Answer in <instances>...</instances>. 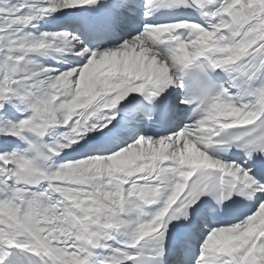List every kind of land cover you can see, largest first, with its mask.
<instances>
[{
	"label": "snow or ice",
	"instance_id": "6c2138e0",
	"mask_svg": "<svg viewBox=\"0 0 264 264\" xmlns=\"http://www.w3.org/2000/svg\"><path fill=\"white\" fill-rule=\"evenodd\" d=\"M0 264H264V0H0Z\"/></svg>",
	"mask_w": 264,
	"mask_h": 264
}]
</instances>
